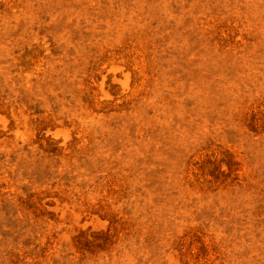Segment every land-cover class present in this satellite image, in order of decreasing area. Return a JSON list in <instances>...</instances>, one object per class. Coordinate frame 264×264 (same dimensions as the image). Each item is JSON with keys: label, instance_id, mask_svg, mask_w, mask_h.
<instances>
[{"label": "rangeland", "instance_id": "1", "mask_svg": "<svg viewBox=\"0 0 264 264\" xmlns=\"http://www.w3.org/2000/svg\"><path fill=\"white\" fill-rule=\"evenodd\" d=\"M0 264H264V0H0Z\"/></svg>", "mask_w": 264, "mask_h": 264}]
</instances>
